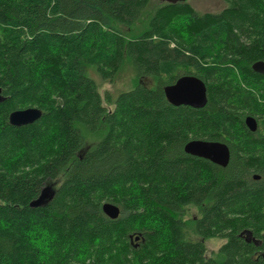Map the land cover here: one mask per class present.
I'll return each instance as SVG.
<instances>
[{"label":"trees","instance_id":"obj_1","mask_svg":"<svg viewBox=\"0 0 264 264\" xmlns=\"http://www.w3.org/2000/svg\"><path fill=\"white\" fill-rule=\"evenodd\" d=\"M221 1L0 0V264H264V0ZM125 63L134 87L103 95L91 69L113 81ZM188 74L207 85L203 108L165 96ZM28 107L41 118L9 123ZM193 139L226 143L228 166L187 154ZM34 224L56 234L51 255Z\"/></svg>","mask_w":264,"mask_h":264},{"label":"water","instance_id":"obj_2","mask_svg":"<svg viewBox=\"0 0 264 264\" xmlns=\"http://www.w3.org/2000/svg\"><path fill=\"white\" fill-rule=\"evenodd\" d=\"M166 3H176L178 0H161ZM252 69L260 74L264 75V61H256L252 65ZM165 96L168 102L174 106H190L193 108H203L208 103V88L205 82L195 75H182L180 76L175 83L165 86L164 88ZM0 89V102L4 101ZM43 112L37 107H28L25 109L14 110L9 115V123L13 126H24L32 124L41 116ZM247 127L252 132L257 131L258 122L255 117L248 116L245 120ZM184 150L187 154L203 158L211 161L212 163L219 165L221 167H227L230 158L231 152L229 146L224 142L219 141H207L202 139H193L190 140L184 147ZM255 179H259L258 175H255ZM54 196V190L52 186H46L40 196L33 200L30 203V206L42 207ZM102 210L104 214L110 219H117L121 215V209L114 203L105 202L103 204ZM245 236L247 242H254L259 244L256 238L253 236V233L250 231H245L242 233ZM141 238L140 235H137L133 238L132 241H139ZM138 246V244H136Z\"/></svg>","mask_w":264,"mask_h":264},{"label":"rangeland","instance_id":"obj_3","mask_svg":"<svg viewBox=\"0 0 264 264\" xmlns=\"http://www.w3.org/2000/svg\"><path fill=\"white\" fill-rule=\"evenodd\" d=\"M192 7L199 13L212 12L216 13L224 9L225 3L221 0H189ZM153 7L159 4L161 5V0H152ZM152 9V8H151ZM147 16H145V23L139 25V30L146 28ZM119 74L113 79V81L104 80L94 69H91L90 75L97 82L101 93L104 95L106 92L112 94L113 97H117L121 92L128 91L132 89L135 85V72L132 70V67L128 64H124ZM146 85H152L150 80H145ZM192 215H198L196 209L191 207L188 210L187 216L185 219L190 218ZM195 239V237H193ZM223 241L221 239H211L206 242L208 248V254L217 252L222 246Z\"/></svg>","mask_w":264,"mask_h":264},{"label":"clouds","instance_id":"obj_4","mask_svg":"<svg viewBox=\"0 0 264 264\" xmlns=\"http://www.w3.org/2000/svg\"><path fill=\"white\" fill-rule=\"evenodd\" d=\"M182 23V21H174V26ZM8 225L4 221H0V227L6 228ZM28 236L31 238L32 244L40 248L47 255H51L55 249L52 248V242L56 239V234L50 232L42 225H33L32 230L28 232ZM47 255L41 257L42 260L47 259Z\"/></svg>","mask_w":264,"mask_h":264},{"label":"flooded vegetation","instance_id":"obj_5","mask_svg":"<svg viewBox=\"0 0 264 264\" xmlns=\"http://www.w3.org/2000/svg\"><path fill=\"white\" fill-rule=\"evenodd\" d=\"M211 240V239H210Z\"/></svg>","mask_w":264,"mask_h":264}]
</instances>
